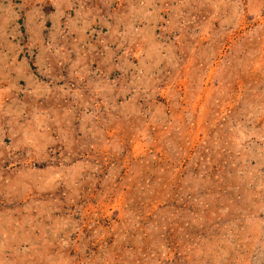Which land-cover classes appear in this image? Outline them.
I'll return each instance as SVG.
<instances>
[{
  "label": "rangeland",
  "instance_id": "1",
  "mask_svg": "<svg viewBox=\"0 0 264 264\" xmlns=\"http://www.w3.org/2000/svg\"><path fill=\"white\" fill-rule=\"evenodd\" d=\"M0 264H264V0H0Z\"/></svg>",
  "mask_w": 264,
  "mask_h": 264
}]
</instances>
